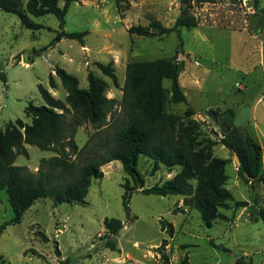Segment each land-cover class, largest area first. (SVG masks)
Wrapping results in <instances>:
<instances>
[{
    "label": "rangeland",
    "instance_id": "1",
    "mask_svg": "<svg viewBox=\"0 0 264 264\" xmlns=\"http://www.w3.org/2000/svg\"><path fill=\"white\" fill-rule=\"evenodd\" d=\"M119 2L75 0L65 16L64 30L88 31L84 44L62 39L39 55L35 52L47 46L59 31L56 17L31 18L41 27L31 30L23 27L15 14L0 10V74L6 77V84L0 79V130L17 119L30 123L25 113L28 104H44L39 85L64 101L66 93L55 76V67L75 76L81 89L87 88L89 72L103 78L108 83L106 96L119 104L127 63L173 58L182 65L179 85L187 104L168 103L167 111L183 115L190 105L195 110L192 119L200 124L202 133L218 141L220 130L206 112L232 109L235 125L262 148L260 175L264 177V28L256 25L264 0H193L191 12L199 21L196 28L153 38L130 36L127 31L131 26L154 22L172 26L180 14V0ZM97 63L112 65L117 86L101 73ZM50 74L56 82L54 89L48 84ZM163 86L169 89L170 83L165 80ZM118 112L119 107H115L107 116L108 126L90 145L112 136ZM94 132L90 124L78 127L74 137L77 147L81 149ZM25 148L28 158L18 156L15 165L32 173L38 170L40 159L55 156L34 146ZM212 154L228 160L225 188L233 202L248 203L236 209L230 202L228 209H220L227 220H217L207 228L196 210L183 205L182 197L139 193L172 178L179 170L161 166L152 172L153 161L145 156H140L137 164L143 187L135 185L137 191L130 199L128 214L122 205V185L125 179L130 186L134 182L114 161L101 167V179L92 180L85 205L53 206L52 198L40 199L19 224L7 226L0 235V264H60L66 258L69 264H165L162 252L168 264H236L237 259L245 264H264V222L259 217L264 211V184L243 180L232 153L222 145L216 144ZM11 217L7 195L0 191V226ZM105 218L122 222L120 232L107 237L116 242L119 252L104 248ZM160 220L173 225V237L161 230ZM39 232L48 242L41 241ZM164 239L167 245L161 251ZM57 246L59 257L54 254Z\"/></svg>",
    "mask_w": 264,
    "mask_h": 264
},
{
    "label": "trees",
    "instance_id": "2",
    "mask_svg": "<svg viewBox=\"0 0 264 264\" xmlns=\"http://www.w3.org/2000/svg\"><path fill=\"white\" fill-rule=\"evenodd\" d=\"M74 1L27 0L23 5L22 0H0V10L15 14L21 25L31 30L41 28L31 18L49 14L56 17L59 31L47 46L35 52L39 55L62 39L84 44L83 38L88 31L69 33L64 30L65 16ZM192 1L180 0V14L170 27L154 22L148 26H131L127 32L130 36L153 38L178 34L181 29H194L199 21L191 12ZM119 3L116 0V4ZM258 13L256 25L262 29L264 5ZM97 66L117 86L112 65L97 63ZM181 71V63L173 58L127 63L122 99L117 104L115 99L106 96L108 83L103 78L89 72L87 88L81 89L75 76L63 68L55 67V76L66 93L64 101L56 99L45 87L39 85L38 91L44 104H28L25 113L30 123L17 119L14 124L9 123L3 131L0 130V191H5L12 211L10 220L0 226V235L7 226L19 224L24 213L37 200L52 198L53 206L61 203L85 205L92 180L101 179V167L114 161L121 164L124 173L134 182L130 186L129 180L125 179L122 185V205L129 214L130 199L137 191L135 185L139 183L140 188L143 187V179L137 171L140 156L153 161L152 172L158 171L161 166L168 170H179L172 178L141 189L139 193L182 197L183 205L196 210L207 228L217 220H227L220 209H228L230 202L234 201L230 191L225 188L228 160L214 157L212 148L220 144L232 154L235 153L240 161L238 170L242 179L249 181V177L250 181L264 184V177L260 175L262 148L246 130L235 125V114L230 108L222 111L208 109L206 112V116L220 130L221 138L218 141L202 133L200 124L192 119L195 110L190 105H187L183 115L169 113L166 109L168 103L187 104L179 85ZM0 79L6 84L5 74L1 73ZM165 80L170 83L169 89L163 86ZM48 84L52 89L56 88L52 74L48 76ZM115 107H119V112L113 119L116 129L112 136L90 145L100 130L108 126L107 116ZM83 124H90L95 132L79 149L74 137L77 128ZM25 145L52 152L55 156L40 159L38 170L32 173L24 166L15 165L18 156L28 158ZM233 203L236 209L248 205L246 201ZM259 217L264 222V211H260ZM159 224L163 232L173 237L174 228L171 223L160 220ZM103 225L106 238L117 235L123 228L122 222L115 218H105ZM37 234L42 242H48L44 233ZM166 245L167 240H162L159 250H164ZM104 248L119 252L116 242L108 238ZM54 254L60 256L58 246ZM161 257L168 264L164 252ZM59 263L69 264V258ZM236 264L245 262L237 259Z\"/></svg>",
    "mask_w": 264,
    "mask_h": 264
},
{
    "label": "water",
    "instance_id": "3",
    "mask_svg": "<svg viewBox=\"0 0 264 264\" xmlns=\"http://www.w3.org/2000/svg\"><path fill=\"white\" fill-rule=\"evenodd\" d=\"M232 155H233V159H234L235 165H236L237 167H239V166H240V161H239L237 155H236L235 153H233ZM246 177H247V176H246ZM247 178L251 180V178H249V177H247Z\"/></svg>",
    "mask_w": 264,
    "mask_h": 264
},
{
    "label": "built area",
    "instance_id": "4",
    "mask_svg": "<svg viewBox=\"0 0 264 264\" xmlns=\"http://www.w3.org/2000/svg\"><path fill=\"white\" fill-rule=\"evenodd\" d=\"M196 65H199V64L196 62Z\"/></svg>",
    "mask_w": 264,
    "mask_h": 264
}]
</instances>
